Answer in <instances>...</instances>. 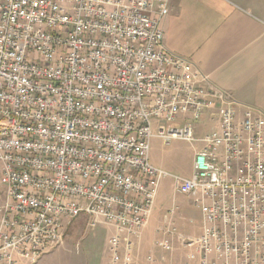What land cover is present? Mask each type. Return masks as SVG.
Segmentation results:
<instances>
[{
	"label": "built area",
	"instance_id": "built-area-1",
	"mask_svg": "<svg viewBox=\"0 0 264 264\" xmlns=\"http://www.w3.org/2000/svg\"><path fill=\"white\" fill-rule=\"evenodd\" d=\"M170 7L0 0V264H35L80 217L113 230L108 264H136L170 175L151 163L153 136L203 144L192 176L173 178L204 215L199 235L166 216L153 250L172 256L178 243L198 264H264V117H238L229 91L167 50ZM206 115L211 130L196 138Z\"/></svg>",
	"mask_w": 264,
	"mask_h": 264
},
{
	"label": "crops",
	"instance_id": "crops-1",
	"mask_svg": "<svg viewBox=\"0 0 264 264\" xmlns=\"http://www.w3.org/2000/svg\"><path fill=\"white\" fill-rule=\"evenodd\" d=\"M162 28L170 53L189 60L240 103L238 117L248 109L264 117V0H171ZM153 251L155 264L171 258L194 263L185 251Z\"/></svg>",
	"mask_w": 264,
	"mask_h": 264
},
{
	"label": "rangeland",
	"instance_id": "rangeland-1",
	"mask_svg": "<svg viewBox=\"0 0 264 264\" xmlns=\"http://www.w3.org/2000/svg\"><path fill=\"white\" fill-rule=\"evenodd\" d=\"M190 117V115L181 116L180 120H190ZM197 123L199 125L196 138L203 137L211 130L212 126L208 122ZM176 127L183 128V126ZM154 130H157L156 126ZM202 146L200 141L190 142L177 138L167 144L158 136L152 137L150 141L151 163L170 175L165 177L160 184L148 228L142 235V239L135 242L136 264H147L146 256L152 252L154 242L158 238L156 229L166 216L172 218L182 234L199 235L203 231L202 209L194 205L191 197L185 194H174L173 178V176H192L194 157ZM172 209L175 210L174 214L170 213ZM89 223L90 220L87 217L74 220L66 229L63 244L45 252L35 264H108L110 260L108 241L113 230L104 225H97L93 228ZM176 247V251L182 254L183 249L178 243Z\"/></svg>",
	"mask_w": 264,
	"mask_h": 264
}]
</instances>
